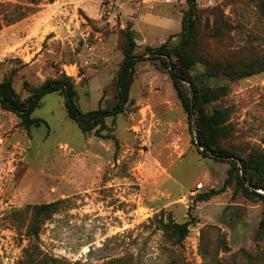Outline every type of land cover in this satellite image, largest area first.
Wrapping results in <instances>:
<instances>
[{
  "label": "rangeland",
  "instance_id": "374dc122",
  "mask_svg": "<svg viewBox=\"0 0 264 264\" xmlns=\"http://www.w3.org/2000/svg\"><path fill=\"white\" fill-rule=\"evenodd\" d=\"M35 1L0 0V82L10 78L24 101L66 77L82 114L116 103L125 31L137 55L174 48L187 10L185 0ZM195 3L201 55L225 68L211 79L194 68L199 88L224 89L206 106L224 113L229 134L219 145L242 158L264 151V71L253 65L264 60V0ZM32 117L43 124L27 132L0 108V264H264L263 201L232 185L182 204L197 185L196 198L219 190L230 165L197 152L159 60L136 64L124 113L104 120L108 138L83 134L60 93L45 95ZM52 203L38 237L27 236L30 213L21 212ZM168 222L189 223L180 244L162 231Z\"/></svg>",
  "mask_w": 264,
  "mask_h": 264
},
{
  "label": "trees",
  "instance_id": "16d2710c",
  "mask_svg": "<svg viewBox=\"0 0 264 264\" xmlns=\"http://www.w3.org/2000/svg\"><path fill=\"white\" fill-rule=\"evenodd\" d=\"M45 3H53L54 0H43ZM31 5H37L38 1L28 0ZM186 12L180 22L179 41L176 47L170 48L167 43L158 48H145L141 55L135 54L137 45L136 35L132 31H125L124 46L122 49V61L116 78L117 99L111 109H98L85 114L79 112L75 105L77 93L72 81L66 77L45 81L26 100L19 99L12 87L10 78L0 82V108L13 114L19 125L25 131L30 128H38L43 121L33 118L32 115L39 108L42 98L51 93H60L64 98V107L68 118L73 121L83 134L93 132L95 137L105 139L101 132L106 130L104 120L114 118L124 113L129 103V91L135 74V66L138 62L150 58L157 59L167 70L171 85L175 91L181 109L186 116L189 132L194 140V147L204 158H213L218 161L229 162L226 178L219 190H210L208 193L198 196L193 203H206L213 197L223 194L227 188L234 185V194H240L247 200L263 201V197L255 193L261 190L264 193V151H252L245 158L234 155L220 147V141L229 134L224 113L219 110L208 112L206 106L218 100L223 94L222 87L208 89L199 88L195 81L194 68L203 67L202 77L214 78L225 74L223 63L211 62L201 55L196 37L197 11L195 0H185ZM24 10L33 11L29 7ZM29 13V12H28ZM29 14V15H30ZM21 14L16 20L7 19L11 24L26 17ZM7 18V17H5ZM172 38V37H171ZM170 38V39H171ZM256 72L264 71V60L254 61ZM183 84L188 86L185 89ZM199 148L202 151H199ZM239 172L241 175H239ZM251 190V191H250ZM57 204H44L28 206L21 213L29 212L30 220L27 225V236L37 238L43 223L56 213ZM262 226V223H260ZM189 223L175 224L168 222L163 225L162 231L168 235L173 244H180L188 234ZM29 264H40L35 258L28 259Z\"/></svg>",
  "mask_w": 264,
  "mask_h": 264
},
{
  "label": "built area",
  "instance_id": "2783aa9c",
  "mask_svg": "<svg viewBox=\"0 0 264 264\" xmlns=\"http://www.w3.org/2000/svg\"><path fill=\"white\" fill-rule=\"evenodd\" d=\"M199 151H202L201 148H199ZM239 175H241V173L239 172ZM201 189V185H197L196 186V190H192L188 193L186 200H183L182 204L185 206L186 209L189 208L190 204H193V201L195 199V196L198 192V190ZM251 191V190H250ZM255 193H257L258 195L263 197V202H264V193L261 190H255Z\"/></svg>",
  "mask_w": 264,
  "mask_h": 264
}]
</instances>
